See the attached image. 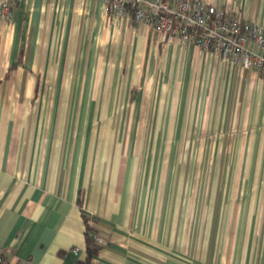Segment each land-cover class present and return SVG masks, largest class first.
Listing matches in <instances>:
<instances>
[{"label": "crops", "instance_id": "0c3cea01", "mask_svg": "<svg viewBox=\"0 0 264 264\" xmlns=\"http://www.w3.org/2000/svg\"><path fill=\"white\" fill-rule=\"evenodd\" d=\"M203 1L264 30V0ZM113 113L132 120H95ZM139 129L183 131L185 147L200 132L230 164L199 204L191 171L172 155L164 170ZM80 194L102 238L91 264H264V74L116 19L104 0H16L0 21V264L84 260Z\"/></svg>", "mask_w": 264, "mask_h": 264}, {"label": "built area", "instance_id": "2783aa9c", "mask_svg": "<svg viewBox=\"0 0 264 264\" xmlns=\"http://www.w3.org/2000/svg\"><path fill=\"white\" fill-rule=\"evenodd\" d=\"M16 0H0V21H10ZM114 18L132 17L168 42L196 43L219 52L243 68L254 67L264 74V30L228 4L203 0H104ZM259 47V51L250 46ZM102 242L99 234L94 235ZM76 250V249H75ZM3 258L0 257V261Z\"/></svg>", "mask_w": 264, "mask_h": 264}, {"label": "rangeland", "instance_id": "374dc122", "mask_svg": "<svg viewBox=\"0 0 264 264\" xmlns=\"http://www.w3.org/2000/svg\"><path fill=\"white\" fill-rule=\"evenodd\" d=\"M241 12V11H240ZM48 85L45 88H50V84L45 83ZM44 88V87H43ZM79 98H66L65 102L62 103L66 108L67 107H78L81 105V102ZM121 102V99L119 102H117L116 106H119ZM140 118H144L145 115H140ZM149 116V115H148ZM131 114L129 113H113V114H104V115H96V121L99 122H113L114 124H120V123H129L131 119ZM64 120L66 121H82L83 117L82 114H77L75 112L73 113H66L64 115ZM85 120V118H84ZM147 117V121H149ZM134 137L136 138H144L146 140V146L147 149L148 146V140L149 139H156V158L161 154L164 158L163 162V168L169 169V157L171 158L172 155V163H171V169L172 170H188L191 171V174L193 175V186L198 187L199 193H198V200L197 202L200 204L204 201L206 196L205 192H207V186L211 185V177L210 174L216 169H223L227 168L229 166L228 161H221L217 162L216 160V147L211 145H201L200 144V132H198L197 139L195 140V145L193 146H184L182 143L183 137V131H178L177 135H175V131L172 130H151V129H144V130H133ZM128 130L125 129L124 131H121L122 137L127 136ZM177 137V144L175 145L173 142V138ZM186 137V136H185ZM162 144V146L158 145L157 143ZM165 144V145H164ZM171 144V145H169ZM151 150V147H150ZM160 152V153H159ZM188 157V161L181 160ZM183 180V179H182ZM174 185V180L172 182ZM204 192V193H203ZM203 198V199H202ZM201 222L199 221V211L197 215V220L194 225V235H197V231L201 228Z\"/></svg>", "mask_w": 264, "mask_h": 264}, {"label": "trees", "instance_id": "16d2710c", "mask_svg": "<svg viewBox=\"0 0 264 264\" xmlns=\"http://www.w3.org/2000/svg\"><path fill=\"white\" fill-rule=\"evenodd\" d=\"M16 66L17 65H14L10 69H14ZM6 76L8 77V74ZM78 204L81 208L82 217L85 224L86 257L84 260H80L77 264H91L93 257L96 256L103 247L102 243L98 242L94 237L95 234H98L95 227L97 217L88 214L82 209L83 199L81 197V194L78 197Z\"/></svg>", "mask_w": 264, "mask_h": 264}]
</instances>
